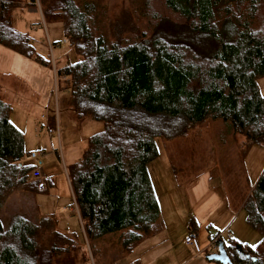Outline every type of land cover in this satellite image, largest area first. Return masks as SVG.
Returning <instances> with one entry per match:
<instances>
[{
    "label": "trees",
    "instance_id": "16d2710c",
    "mask_svg": "<svg viewBox=\"0 0 264 264\" xmlns=\"http://www.w3.org/2000/svg\"><path fill=\"white\" fill-rule=\"evenodd\" d=\"M109 1L0 0V46L42 66L49 63L35 57L13 14L32 8L44 21L63 24L80 58L56 69L69 90L68 107L79 120L103 124L67 171L88 248L52 218L31 224L17 214L5 228L0 221V264H115L161 232L146 163L149 138L182 139L220 120L246 138V150L264 147V97L257 84L264 77V0H132L137 21L128 32L110 24ZM11 111L0 96V206L13 192L47 190L40 192L31 178L34 165L25 159ZM244 206L261 246L237 248L231 240L224 250L229 264H264V211L250 201Z\"/></svg>",
    "mask_w": 264,
    "mask_h": 264
},
{
    "label": "rangeland",
    "instance_id": "374dc122",
    "mask_svg": "<svg viewBox=\"0 0 264 264\" xmlns=\"http://www.w3.org/2000/svg\"><path fill=\"white\" fill-rule=\"evenodd\" d=\"M133 3L132 0H110V24L117 22L120 30L128 32L133 19L137 21L136 14L132 13ZM13 18L15 29L29 37L35 57L49 66L0 46V96L12 108L10 122L23 135L26 157L32 151L42 153L43 164L56 176L53 190L59 197L43 198L38 194L13 192L0 206V221L5 228L8 220L18 214L36 224L38 213H50L59 230L88 248L74 211L66 172L81 159L87 139L102 131L103 124L88 118L79 120L68 107L69 90L57 79L56 69L80 58L65 38L63 24L44 21L40 10L32 8L16 11ZM257 84L264 97V77ZM57 123L58 136L48 132L56 128ZM147 143L151 151L147 153V169L163 229L115 264H136L137 260L149 264L152 259H157L153 264H219L206 258L217 253L213 246L199 261H190L189 248L184 246L177 232L180 217L186 218L198 211L202 214L207 205L212 224L216 222V227L211 225L208 231L217 236L219 242L228 244L233 240L236 247L243 248L261 246L262 236L248 225L244 204L250 201L256 210L264 211V186H260L261 181L264 182V148L254 146L246 150V138L220 120L194 127L182 139L152 137ZM156 152L157 157L154 156ZM223 189L227 190L229 199L223 196ZM188 216L181 219L189 223ZM191 234L196 239L195 234ZM168 244H174V253L167 254ZM88 264H92L91 261Z\"/></svg>",
    "mask_w": 264,
    "mask_h": 264
},
{
    "label": "crops",
    "instance_id": "0c3cea01",
    "mask_svg": "<svg viewBox=\"0 0 264 264\" xmlns=\"http://www.w3.org/2000/svg\"><path fill=\"white\" fill-rule=\"evenodd\" d=\"M56 130H58V135H59V127H58V123H57V126L56 128H54ZM59 139V138H58ZM259 148V146H258ZM261 148H264V147H261ZM157 152L154 153V156L157 157ZM263 176V175H262ZM55 178L56 176L54 174H52L51 172V168L49 166H47L46 164H43V167H42V181L45 183L46 187H47V190L45 192H42V193H37L38 195H41L43 198H47V197H52V198H55V197H59V195H57L56 191L53 190V186L55 185ZM63 178L65 179V177L63 176ZM66 180H67V183H68V186H69V190H70V193H71V196H72V200H73V204H74V211L76 212L77 216H78V212H77V209H76V205H75V202H74V198H73V195H72V192H71V188H70V182H69V178H68V174L66 172ZM63 182H65L63 180ZM184 184V183H183ZM211 191V190H210ZM212 192V191H211ZM259 192V191H258ZM258 194V193H257ZM208 197V201L211 202V197H210V194L207 193ZM223 196L224 197H227L229 199V194L227 192V190L225 191V189H223ZM58 200V199H57ZM47 201V200H46ZM255 203V202H254ZM160 209V208H159ZM257 212H259L257 210ZM209 213H210V206H206L205 207V211L202 212V214L198 211V212H191L190 213V216H188V219L187 221L189 220H193L195 222V226L194 227H190L189 223L188 222H185L183 221L181 218H185V216H182L180 217L179 219V228H178V231L179 232V237L181 238V240H183V244L184 246H187L189 248V251L188 253L190 254L189 256V260L190 261H199V259L201 258V255L207 251V249L211 248V241L213 239H216L217 236H212L209 231H208V228L211 227V225H215L216 227V222L214 220V224H212L211 222V219L209 218ZM39 215V219L42 218V217H49V218H52L53 219V216L50 215V213H44V214H40L38 213ZM186 216V218H187ZM185 218V219H186ZM78 219H79V216H78ZM79 222H80V219H79ZM183 222V223H181ZM57 224V223H56ZM81 224V223H80ZM59 227V225L57 224V228ZM61 231V230H60ZM62 232V231H61ZM189 232H193L196 236V243H197V246L200 250V253L198 254H195L191 248V246L187 245L185 243V239L186 237L188 236V233ZM64 233V232H63ZM65 234V233H64ZM183 237V239H182ZM207 237V238H206ZM213 237V238H212ZM206 240L208 242H206ZM218 241V240H217ZM224 241V240H223ZM222 242V241H220ZM225 243V241H224ZM208 245V246H207ZM168 246H170L169 248H167L165 251L168 252L170 251L174 253V244L170 245L168 244ZM154 260L156 262L157 259H152L151 262L149 264H153L154 263ZM136 264H141V261L140 260H137Z\"/></svg>",
    "mask_w": 264,
    "mask_h": 264
},
{
    "label": "built area",
    "instance_id": "2783aa9c",
    "mask_svg": "<svg viewBox=\"0 0 264 264\" xmlns=\"http://www.w3.org/2000/svg\"><path fill=\"white\" fill-rule=\"evenodd\" d=\"M48 132L50 134H55L58 136V130L56 129H48ZM26 160L31 162L34 165V170L31 174V178L35 181H39L38 184V190L40 192L44 191L46 189L45 183L42 181V167H43V162H42V153L32 151L31 153L27 154ZM185 243L189 246H191L192 250L195 252V254L200 253V250L197 246L196 239L191 232L188 233V236L185 239ZM211 246L216 248L217 246V238L213 239L211 241Z\"/></svg>",
    "mask_w": 264,
    "mask_h": 264
},
{
    "label": "water",
    "instance_id": "95a60500",
    "mask_svg": "<svg viewBox=\"0 0 264 264\" xmlns=\"http://www.w3.org/2000/svg\"><path fill=\"white\" fill-rule=\"evenodd\" d=\"M237 248H240V246H238ZM206 258L210 262L215 261L219 264H229V258L224 250L223 242L218 244L217 253L209 255Z\"/></svg>",
    "mask_w": 264,
    "mask_h": 264
},
{
    "label": "bare ground",
    "instance_id": "6f19581e",
    "mask_svg": "<svg viewBox=\"0 0 264 264\" xmlns=\"http://www.w3.org/2000/svg\"><path fill=\"white\" fill-rule=\"evenodd\" d=\"M218 240V239H217ZM218 243H219V241H217V246H216V248L218 247Z\"/></svg>",
    "mask_w": 264,
    "mask_h": 264
}]
</instances>
